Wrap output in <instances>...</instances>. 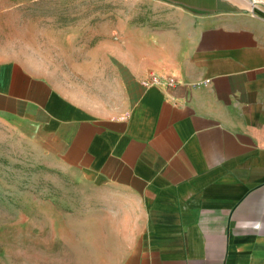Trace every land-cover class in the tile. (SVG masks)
I'll return each mask as SVG.
<instances>
[{"label": "crops", "instance_id": "obj_1", "mask_svg": "<svg viewBox=\"0 0 264 264\" xmlns=\"http://www.w3.org/2000/svg\"><path fill=\"white\" fill-rule=\"evenodd\" d=\"M138 1L0 55V125L84 189L75 264H264V1Z\"/></svg>", "mask_w": 264, "mask_h": 264}, {"label": "rangeland", "instance_id": "obj_2", "mask_svg": "<svg viewBox=\"0 0 264 264\" xmlns=\"http://www.w3.org/2000/svg\"><path fill=\"white\" fill-rule=\"evenodd\" d=\"M134 3L135 10L127 6ZM123 14L143 21L152 12L138 0H0V55L35 69L38 26L52 31L73 21ZM22 22L32 46L25 53L14 34ZM84 206L78 182L38 155L29 141L0 125V264L77 263L83 253L79 258L70 238L76 239L71 230Z\"/></svg>", "mask_w": 264, "mask_h": 264}, {"label": "built area", "instance_id": "obj_3", "mask_svg": "<svg viewBox=\"0 0 264 264\" xmlns=\"http://www.w3.org/2000/svg\"><path fill=\"white\" fill-rule=\"evenodd\" d=\"M258 1H264V0H258ZM254 3H255V1H254ZM160 80H161V78H159V77H155V76L151 77V81L154 83L158 82ZM165 81H166L167 85L171 86V87L176 84V80L174 78H165Z\"/></svg>", "mask_w": 264, "mask_h": 264}]
</instances>
